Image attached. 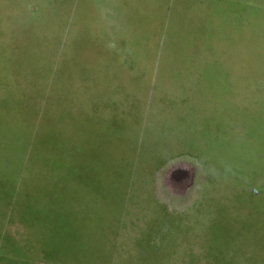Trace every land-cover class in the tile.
I'll return each instance as SVG.
<instances>
[{
  "label": "rangeland",
  "instance_id": "374dc122",
  "mask_svg": "<svg viewBox=\"0 0 264 264\" xmlns=\"http://www.w3.org/2000/svg\"><path fill=\"white\" fill-rule=\"evenodd\" d=\"M0 264H264V0H0Z\"/></svg>",
  "mask_w": 264,
  "mask_h": 264
},
{
  "label": "trees",
  "instance_id": "16d2710c",
  "mask_svg": "<svg viewBox=\"0 0 264 264\" xmlns=\"http://www.w3.org/2000/svg\"><path fill=\"white\" fill-rule=\"evenodd\" d=\"M63 145H64V143H63V141H62L61 146H63Z\"/></svg>",
  "mask_w": 264,
  "mask_h": 264
}]
</instances>
